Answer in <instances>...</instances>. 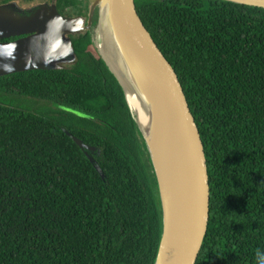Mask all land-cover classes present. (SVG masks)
Listing matches in <instances>:
<instances>
[{
	"label": "trees",
	"instance_id": "16d2710c",
	"mask_svg": "<svg viewBox=\"0 0 264 264\" xmlns=\"http://www.w3.org/2000/svg\"><path fill=\"white\" fill-rule=\"evenodd\" d=\"M14 0H5L11 3ZM72 19L88 0H45ZM5 4V5H7ZM182 86L209 179L195 264H264V9L221 0H134ZM99 8L91 15L92 28ZM70 68L0 76V264H155L163 231L151 157L89 30ZM78 141V142H76Z\"/></svg>",
	"mask_w": 264,
	"mask_h": 264
},
{
	"label": "water",
	"instance_id": "95a60500",
	"mask_svg": "<svg viewBox=\"0 0 264 264\" xmlns=\"http://www.w3.org/2000/svg\"><path fill=\"white\" fill-rule=\"evenodd\" d=\"M88 1L91 4L90 23L83 31L74 27L73 19L61 17L46 7L33 18H12L0 10V41L25 36L17 41L0 43V76L24 71H16L19 63L56 55L57 52L49 51L61 38L64 39L65 34L70 36L87 31L94 9L98 7L100 12V8L108 6L109 17L125 49L131 54L133 64L146 81L164 117V138L175 175L174 191L166 206L148 143L139 127L151 157L162 206L163 231L155 264H195L208 225L209 179L202 142L182 86L137 17L134 0ZM221 1L264 9V0ZM64 50L63 56L73 59L69 40Z\"/></svg>",
	"mask_w": 264,
	"mask_h": 264
},
{
	"label": "bare ground",
	"instance_id": "6f19581e",
	"mask_svg": "<svg viewBox=\"0 0 264 264\" xmlns=\"http://www.w3.org/2000/svg\"><path fill=\"white\" fill-rule=\"evenodd\" d=\"M108 9V6L100 8L99 22L92 35L93 43L125 90L128 103L148 143L163 202L167 206L174 191L175 175L164 138V117L146 81L133 64L131 54L125 49Z\"/></svg>",
	"mask_w": 264,
	"mask_h": 264
},
{
	"label": "rangeland",
	"instance_id": "374dc122",
	"mask_svg": "<svg viewBox=\"0 0 264 264\" xmlns=\"http://www.w3.org/2000/svg\"><path fill=\"white\" fill-rule=\"evenodd\" d=\"M4 2L5 0H0V10H3L9 17H12V18H17V17L19 18L25 13V11H27L30 7L34 5H38L41 3L52 5L50 1L47 2L45 0H14L9 4L4 3ZM72 17H73L72 19L74 22V27L77 28L79 31L85 30L88 24L90 23V19L88 18V13L86 16H83V17L75 16V15H73ZM98 22H99V18H98ZM98 22L96 26L92 28V25H91L88 29L92 35H93L95 28L98 25ZM68 40H69V34H65L64 39L61 38L60 42L54 45L49 52L50 53L57 52L61 46L64 47L67 44ZM65 53H66V50L65 52L56 53V55L54 56L52 55V57L50 58L47 57L48 59L22 62L16 65V67L15 66L14 67L17 69L16 71L38 68V67L39 68H46V67L70 68L73 65V61L70 60L71 57L65 58L63 56V54L65 55ZM0 104H4L6 106H10L14 108L30 110V109H35L39 104H42V103L33 101L32 99H28V98L1 95Z\"/></svg>",
	"mask_w": 264,
	"mask_h": 264
},
{
	"label": "flooded vegetation",
	"instance_id": "af4514ba",
	"mask_svg": "<svg viewBox=\"0 0 264 264\" xmlns=\"http://www.w3.org/2000/svg\"><path fill=\"white\" fill-rule=\"evenodd\" d=\"M50 11V10H49ZM52 12V11H51ZM62 17V16H61ZM25 36H21V37H17V38H10V39H7V40H3V41H0V43H4V42H13V41H17L21 38H24ZM70 37V36H69ZM61 52H65L64 50V47L63 48H60L57 53H61Z\"/></svg>",
	"mask_w": 264,
	"mask_h": 264
}]
</instances>
